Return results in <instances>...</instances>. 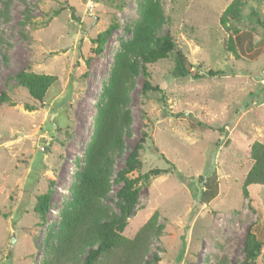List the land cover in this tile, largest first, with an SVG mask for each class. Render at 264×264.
Listing matches in <instances>:
<instances>
[{
	"label": "rangeland",
	"instance_id": "rangeland-1",
	"mask_svg": "<svg viewBox=\"0 0 264 264\" xmlns=\"http://www.w3.org/2000/svg\"><path fill=\"white\" fill-rule=\"evenodd\" d=\"M154 2L163 16L156 35L172 36L189 73L174 74L170 53L146 65L162 91L142 94V69L134 75L127 130L100 202L117 212L116 174L145 131L141 166L128 176L166 171L138 182L123 234L132 237L156 214L162 233L149 254L159 264H234L250 229L263 242L256 264H264V186L242 185L251 144L264 142L263 0H242L240 17L229 22L237 34L219 23L231 0H0V92L9 96L0 105V264L49 262L43 242L78 184L114 56ZM24 8L30 22L22 26ZM111 25L96 51L93 38ZM21 69L56 77L42 101L12 79ZM47 191L40 223L33 208Z\"/></svg>",
	"mask_w": 264,
	"mask_h": 264
},
{
	"label": "trees",
	"instance_id": "trees-1",
	"mask_svg": "<svg viewBox=\"0 0 264 264\" xmlns=\"http://www.w3.org/2000/svg\"><path fill=\"white\" fill-rule=\"evenodd\" d=\"M241 3L242 0H231L219 17V23L231 29L233 34L239 30L229 26V22L240 17ZM29 22L30 15L24 8L20 24L25 26ZM162 23L158 2L151 3L148 12L135 25L132 37L121 43V49L114 56L108 81L96 103L94 128L85 148V162L78 176V184L68 206L61 212L57 230L51 236L46 235L43 242L46 255L49 256L46 264H159L157 253L149 254L152 240L162 233V225L158 224L156 214L144 222L132 237L123 234L138 200V182H144L151 174L166 171L152 168L140 176H128V173L141 166L139 152L147 136L145 131L127 153L123 168L116 174V179L121 182L117 191V212L108 213L100 198L107 190L112 154L121 149L122 137L127 130V91L134 75L142 69V94L162 91L159 85L150 83L146 65L166 58L170 53L176 58L174 74L184 76L189 73L185 55L176 47L172 36L169 33L156 35ZM112 27L109 26L93 38L96 51H101ZM227 49L235 51L232 37L228 39ZM216 73L213 70L206 72L209 75ZM11 77L37 101L43 100L46 91L56 80L54 75L24 69ZM5 102H9V96L1 91L0 105ZM26 107L32 109V106ZM250 159L252 162L243 178V188L250 185L264 186V142L254 141L251 144ZM49 203L50 191L37 196L33 210L40 223L45 221ZM262 247L263 242L256 234L247 230L243 244L244 257L234 264H256Z\"/></svg>",
	"mask_w": 264,
	"mask_h": 264
}]
</instances>
